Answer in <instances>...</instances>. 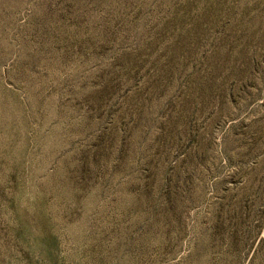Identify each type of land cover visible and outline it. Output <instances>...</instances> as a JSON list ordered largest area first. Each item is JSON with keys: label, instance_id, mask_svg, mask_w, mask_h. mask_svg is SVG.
<instances>
[{"label": "rangeland", "instance_id": "374dc122", "mask_svg": "<svg viewBox=\"0 0 264 264\" xmlns=\"http://www.w3.org/2000/svg\"><path fill=\"white\" fill-rule=\"evenodd\" d=\"M0 264H264V0H0Z\"/></svg>", "mask_w": 264, "mask_h": 264}]
</instances>
